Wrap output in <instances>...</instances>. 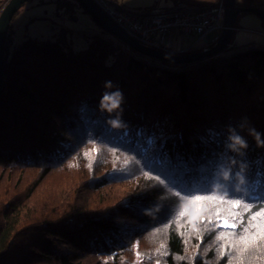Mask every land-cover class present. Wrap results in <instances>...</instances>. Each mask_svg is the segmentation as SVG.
Listing matches in <instances>:
<instances>
[{
    "label": "trees",
    "instance_id": "trees-1",
    "mask_svg": "<svg viewBox=\"0 0 264 264\" xmlns=\"http://www.w3.org/2000/svg\"><path fill=\"white\" fill-rule=\"evenodd\" d=\"M49 1L63 21L86 15L72 0ZM221 1L163 0L148 11ZM234 5L264 13V0ZM58 28L15 42L10 24L6 37L0 264H264V235L239 240V227L208 223L216 208L222 217L240 208L186 204L215 196L264 210V49L222 57L230 42L174 65L98 27Z\"/></svg>",
    "mask_w": 264,
    "mask_h": 264
},
{
    "label": "built area",
    "instance_id": "built-area-1",
    "mask_svg": "<svg viewBox=\"0 0 264 264\" xmlns=\"http://www.w3.org/2000/svg\"><path fill=\"white\" fill-rule=\"evenodd\" d=\"M94 1L139 44L161 52H169L164 42L174 34L193 36L192 48L207 50L210 47L207 36L214 33L218 37L223 28V1L214 8L200 10H191L184 5L155 9L145 19H139L136 14L115 6L111 0Z\"/></svg>",
    "mask_w": 264,
    "mask_h": 264
},
{
    "label": "rangeland",
    "instance_id": "rangeland-1",
    "mask_svg": "<svg viewBox=\"0 0 264 264\" xmlns=\"http://www.w3.org/2000/svg\"><path fill=\"white\" fill-rule=\"evenodd\" d=\"M43 1V3H38V0H32L22 6L15 14L11 21L15 42H19L27 36L30 38H49L58 32L59 26L66 27L74 32V35L80 34V32L97 30L91 20L80 13L79 9L77 10L78 21L71 23L56 17L54 5L49 0ZM113 3L124 7L128 6V9L132 10L130 12L139 14L153 6H156L155 8L161 7L163 0H114ZM4 4V2L0 3V11ZM254 24H257V31L259 32L252 30V28L256 29ZM236 26L231 40L232 48L223 51L221 53L222 57L249 48L264 49V27L256 14H240ZM212 36L214 35L209 34V37Z\"/></svg>",
    "mask_w": 264,
    "mask_h": 264
},
{
    "label": "water",
    "instance_id": "water-1",
    "mask_svg": "<svg viewBox=\"0 0 264 264\" xmlns=\"http://www.w3.org/2000/svg\"><path fill=\"white\" fill-rule=\"evenodd\" d=\"M29 1L31 0H7L0 11V91L2 86L3 69L9 56V47L6 44L9 27L15 14ZM72 1L80 6L96 27L121 41L131 50L156 61L174 65L199 62L222 52L227 46H229L235 30L237 18L242 13H254L264 24L263 12L249 8H238L235 7L234 0H223V28L213 45L207 50H202L195 54H172L170 52L157 51L139 44L118 24H116L94 0Z\"/></svg>",
    "mask_w": 264,
    "mask_h": 264
},
{
    "label": "snow or ice",
    "instance_id": "snow-or-ice-1",
    "mask_svg": "<svg viewBox=\"0 0 264 264\" xmlns=\"http://www.w3.org/2000/svg\"><path fill=\"white\" fill-rule=\"evenodd\" d=\"M105 99H110V97H105ZM114 106V105H113ZM236 143H241L240 139H236ZM210 201L214 204H220L225 206V210L232 208H240L241 212L238 213H230L227 217H222L221 209L216 208L211 215L216 216V221L209 220L208 223H212L214 227L223 226L228 229H236L239 227L241 229L240 233H231L234 238H238L239 240H246L250 237L254 238L257 234L264 235V210H260L251 213V204H244L240 200H225L223 197H215V196H195L186 201V204H191L193 201ZM187 208L185 210L180 211L178 213L179 217H184L186 215ZM243 213H248L250 216V220H248L247 224L241 223L240 219L243 217ZM231 221V223H229ZM255 230V231H253ZM226 233L220 232L217 234V239H222ZM163 247V245H162Z\"/></svg>",
    "mask_w": 264,
    "mask_h": 264
},
{
    "label": "crops",
    "instance_id": "crops-1",
    "mask_svg": "<svg viewBox=\"0 0 264 264\" xmlns=\"http://www.w3.org/2000/svg\"><path fill=\"white\" fill-rule=\"evenodd\" d=\"M115 6L123 9V10H126L128 12L132 11L130 9H128L129 7L126 6H122V5H116L114 4ZM193 10V9H191ZM152 10L148 11V10H145V11H142L141 13H136L138 18L139 19H145L147 17H149L150 13H151ZM262 24V23H261ZM255 25V26H254ZM253 26L256 28H252V30H254L255 32H259L257 31V24H254ZM214 36L212 37H209V35L207 36V42L209 44V46H211V42L215 39H217V35L212 33ZM194 40H195V37L193 36H190V35H179V34H174V35H171L169 36L164 44L165 46L169 49V52L172 53V54H180V53H184L186 52L187 50H189L190 48H192V44L194 43Z\"/></svg>",
    "mask_w": 264,
    "mask_h": 264
}]
</instances>
